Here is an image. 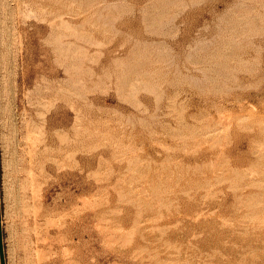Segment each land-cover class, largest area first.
<instances>
[{
  "label": "rangeland",
  "instance_id": "rangeland-1",
  "mask_svg": "<svg viewBox=\"0 0 264 264\" xmlns=\"http://www.w3.org/2000/svg\"><path fill=\"white\" fill-rule=\"evenodd\" d=\"M263 5L0 0L7 264H264Z\"/></svg>",
  "mask_w": 264,
  "mask_h": 264
},
{
  "label": "water",
  "instance_id": "water-1",
  "mask_svg": "<svg viewBox=\"0 0 264 264\" xmlns=\"http://www.w3.org/2000/svg\"><path fill=\"white\" fill-rule=\"evenodd\" d=\"M0 264H7L4 245V229L2 224V194H1V169H0Z\"/></svg>",
  "mask_w": 264,
  "mask_h": 264
},
{
  "label": "bare ground",
  "instance_id": "bare-ground-1",
  "mask_svg": "<svg viewBox=\"0 0 264 264\" xmlns=\"http://www.w3.org/2000/svg\"><path fill=\"white\" fill-rule=\"evenodd\" d=\"M167 3H168V2H167ZM169 3H171V1H169ZM262 3H263V2H262ZM108 4H109V3H108ZM96 5H97V4H96ZM104 5H105V4H104ZM106 5H107V4H106ZM115 5H116V4H115ZM261 5H262V4H261ZM263 6H264V5H263ZM162 11L164 12V10H162ZM251 11H252V10H251ZM165 12H166V11H165ZM175 12H176V11H175ZM97 14H98V13H97ZM100 15H101V14H100ZM161 15H162V14H161ZM161 15H160V16H161ZM174 15H175V14H174ZM101 16H102V15H101ZM258 16H259V15H258ZM158 17H159V16H158ZM163 17H164V16H163ZM242 17H243V16H242ZM247 17H248V16H247ZM253 17H254V16H253ZM253 17H252V14H251V18H253ZM259 17H260V16H259ZM170 18H171V17H170ZM257 18H258V17H257ZM257 18L255 19V17H254L255 20H258ZM155 19H156V18H155ZM155 19H154V20H155ZM164 19H165V18H164ZM171 19H172V18H171ZM248 19H249V18H248ZM248 19H245V21H247V23H248ZM242 20H243V19H242ZM250 20L252 21L253 19H250ZM169 21H170V20H169ZM245 21H244L243 23H245ZM104 22H105V21H104ZM107 22H108V21H107ZM151 22H152V21H151ZM255 22H256V21H255ZM255 22H254V24H255ZM259 22H260V21H259ZM152 23H153V22H152ZM154 23H156V22H154ZM161 23H162V22H161ZM163 23H164V22H163ZM236 23H237V22H236ZM249 23H250V22H249ZM251 23H252V22H251ZM251 23H250V25H251ZM157 24H158V23H157ZM254 24H253V26H254V27H257V26H255ZM67 25H68V24H67ZM166 25H167V24H166ZM241 25H243V24L241 23ZM246 25H247V24H246ZM246 25H243V26H246ZM250 25H249V26H250ZM256 25H257V24H256ZM64 26H65V25H64ZM68 26H70V25H68ZM259 26L261 27V25H259ZM247 27H248V26H247ZM250 27H252V26H250ZM159 28H160V27H159ZM242 28H243V27H242ZM243 32H244V31H243ZM252 37H253V36H252ZM232 39H233V38H232ZM162 42H163V41H162ZM164 43H165V42H164ZM62 44H63V43H62ZM161 46H162V45H161ZM165 48H166V47H165ZM158 49H159V48H158ZM165 52H166V51H165ZM237 56H238V55H237ZM256 64H257V63H256ZM225 65H226V64H225ZM212 67H213V66H212ZM226 67H227V66H226ZM220 69H222V68H220ZM233 69H234V68H233ZM233 69H232V70H233ZM219 71H220V70H219ZM227 72H228V71H227ZM227 72H226V76H227ZM223 74H224V72H223ZM226 76H225V77H226ZM231 76H232V75H231ZM234 76H235V75H234ZM213 80H214V79H213ZM215 80H216V79H215ZM218 82H219V81H218Z\"/></svg>",
  "mask_w": 264,
  "mask_h": 264
}]
</instances>
